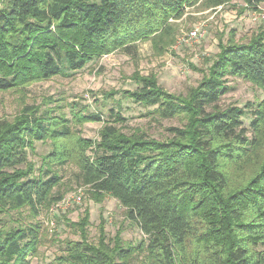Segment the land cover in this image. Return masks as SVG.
Here are the masks:
<instances>
[{"label": "trees", "instance_id": "trees-1", "mask_svg": "<svg viewBox=\"0 0 264 264\" xmlns=\"http://www.w3.org/2000/svg\"><path fill=\"white\" fill-rule=\"evenodd\" d=\"M200 1L1 0L0 93L166 36L170 21ZM230 76L264 94V33L246 44L220 45L207 76L187 97L169 93L154 78H135L137 89L123 98L155 108L161 119L186 120L166 141L109 125L97 143L84 141L72 136L65 117L33 107L0 120V215L29 209L37 217L60 200L54 169L75 163L96 203L117 200L145 239L125 244L119 232L110 242L103 230L93 245L84 234L86 218L82 240L67 243L61 264H264V99L255 108L215 109ZM74 118L102 121L83 112ZM37 142L53 146L38 170L30 160ZM41 235L40 224L0 226V264H31Z\"/></svg>", "mask_w": 264, "mask_h": 264}, {"label": "rangeland", "instance_id": "rangeland-1", "mask_svg": "<svg viewBox=\"0 0 264 264\" xmlns=\"http://www.w3.org/2000/svg\"><path fill=\"white\" fill-rule=\"evenodd\" d=\"M170 22L172 28L168 35L141 40L132 45L131 51L120 49L95 59L80 71L0 93V120L12 121L25 108L33 107L65 117L72 136L84 141L97 143L107 125L126 135L144 134L160 141L173 138L174 129L183 128L185 119H161L153 114L155 108L125 99L123 92L137 89L136 77H149L156 79L169 93L187 97L207 76L220 53V45L231 41L246 44L264 33V1L231 0L222 6H213L208 0H201L187 8L183 17ZM195 30H199L202 37L190 38ZM225 83L229 90L215 109L245 108L248 104L255 108L264 99V94L244 79L230 76ZM110 93L118 94L107 98ZM75 112L99 115L102 121L78 123ZM117 113L123 118L119 123L114 117ZM245 123H249L248 119ZM52 150L51 142L36 143L30 160L37 170ZM88 155L92 156L91 151ZM54 170L61 178L54 190L59 201L48 209H41L37 217H33L29 209L0 215V226L40 224L41 241L31 264H61L59 259L66 256L67 243L82 240L80 227L86 218L84 234L93 245L99 243L103 230L110 242L119 232L125 244L136 246L145 239L138 225L126 218V209L117 200L107 196L96 203L91 188L82 183L75 163Z\"/></svg>", "mask_w": 264, "mask_h": 264}, {"label": "built area", "instance_id": "built-area-1", "mask_svg": "<svg viewBox=\"0 0 264 264\" xmlns=\"http://www.w3.org/2000/svg\"><path fill=\"white\" fill-rule=\"evenodd\" d=\"M200 37H202V35L199 33V30H195V31L190 33V38H192V39H198ZM77 199H78V201H81V197L80 196H78Z\"/></svg>", "mask_w": 264, "mask_h": 264}]
</instances>
